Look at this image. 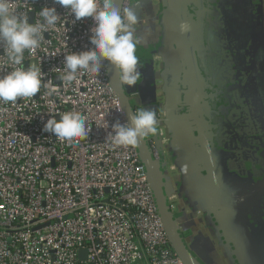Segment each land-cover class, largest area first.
Segmentation results:
<instances>
[{
    "label": "built area",
    "instance_id": "2783aa9c",
    "mask_svg": "<svg viewBox=\"0 0 264 264\" xmlns=\"http://www.w3.org/2000/svg\"><path fill=\"white\" fill-rule=\"evenodd\" d=\"M12 2L30 24L44 7H55L60 20L40 47L25 52V67L40 66L42 83H52L32 99L0 102V264H184L136 145L106 141L112 124L127 120L107 63L98 75L78 73L71 85L59 79L65 55L91 47L92 19L75 20L54 0ZM3 55L0 45V77L11 70ZM68 111L85 115L91 129L75 144L42 130L52 115Z\"/></svg>",
    "mask_w": 264,
    "mask_h": 264
},
{
    "label": "crops",
    "instance_id": "0c3cea01",
    "mask_svg": "<svg viewBox=\"0 0 264 264\" xmlns=\"http://www.w3.org/2000/svg\"><path fill=\"white\" fill-rule=\"evenodd\" d=\"M199 2L196 9L189 2L183 19L189 24L192 14L197 18L199 13L210 9L215 13L219 10L221 20L224 22V33L229 34L231 38L226 52H230V47L236 48L238 53L239 48L253 51L251 35L253 36L255 30L262 32L264 47V0H199ZM167 7V0H142L137 5L136 32L140 40L137 55L142 68L152 58L159 62H162L163 58L173 70L181 64V57L171 36L172 28L166 13ZM211 42L206 50H203L202 43L200 47L195 48L198 59L203 58L201 67H206L208 72L209 70L216 72L217 65L221 68L231 66L229 62L232 60L231 55H222L224 46H220L221 44L214 40ZM206 60H209V64ZM255 60L257 71L260 72L257 97L254 98L252 93L250 95L245 93L246 102L244 98L241 103L244 107H250L248 108L250 110L238 108L232 113L235 116L232 115L230 121L224 118L225 121L223 120L219 126L221 128L219 139L227 136L234 139L230 147L220 140L219 148L226 151L219 152V167L224 180L236 193L248 195L245 201L249 202L254 196L259 197L260 203L257 202L254 208H249V214L256 220L258 228L255 237L256 256L264 264V190L257 191L259 188L256 185L264 181V50H258ZM250 66L251 60L248 61L247 67ZM219 85L220 81L216 73H213L208 90H212L217 96ZM253 99L261 106L256 113L251 109ZM188 108L175 107L165 113L166 124L156 136L157 146L164 157L163 161L156 162L164 195L171 205L172 215L189 252L198 264H247L241 246L221 219L218 209L209 208L211 184L207 172L208 155L201 146L195 118L190 107ZM198 117L202 122L201 116ZM204 118L207 122L214 121L213 117L208 119L205 115ZM208 132L210 133V130L204 126L201 133L207 142ZM216 135L215 133L214 136ZM241 137L243 144L237 145L235 139Z\"/></svg>",
    "mask_w": 264,
    "mask_h": 264
},
{
    "label": "water",
    "instance_id": "95a60500",
    "mask_svg": "<svg viewBox=\"0 0 264 264\" xmlns=\"http://www.w3.org/2000/svg\"><path fill=\"white\" fill-rule=\"evenodd\" d=\"M140 1L142 0H131L130 7L135 12H137V5ZM113 2L114 6L121 8L123 0H113ZM167 2L166 13L172 28L173 43L181 57V64L179 65L181 68L178 66L174 67L173 70L163 58L162 62L152 58L148 60L144 68L138 64L141 77L137 80L136 85L128 87L120 84L116 70L107 64L110 83L120 101L126 119L133 112L142 108H151L155 111L158 120L157 132L154 134L156 136L159 135L160 130L166 124L165 113L175 107H190L200 133L201 146L208 155L206 158L208 160L207 172L211 184L209 208L212 210L218 209L221 219L226 223L241 246L247 264H263L256 256L257 244L255 237L258 234L256 220L249 214V208H254V205L259 201V197L254 196L249 202L245 201L248 195L236 193L224 180L219 167V152L226 150H221L219 146L223 141L230 147L234 139L231 136L223 137V139L218 137V134L221 133L219 126L224 118L226 121H230L232 113L238 108H250L244 107L241 103L244 98L246 102L245 93L249 95L252 93L253 96L257 97V82L260 72L257 71L255 59L258 50H264V47H262V32L255 30L253 36L251 35V47L254 48L253 51H249V53L252 51L250 56L249 53L239 56L238 51L233 47H230V52H226L228 50L227 44L231 38L229 34L224 33V22L221 20L222 15L219 10L214 13L210 9V11H205L202 14L199 13L200 15L198 14L197 18L193 17L195 14H192L191 23L187 24L183 19L185 10H188L189 2L195 6V9L198 8L199 0H167ZM181 24L187 26L186 31H181ZM211 35H213V39H211ZM211 40L219 42L220 46H224L223 56L231 55L232 60L229 61L231 66L221 68L217 65L215 66L216 72L213 70L208 72L206 67H201L200 64L203 62V58H200L201 61H199L195 48L200 47V43H202L203 50H206L212 44ZM209 50H211L210 52L213 51L211 48ZM249 60H251V66L247 67ZM206 62L209 64V60H206ZM213 73H216L220 81L217 96L212 93V90H208ZM253 108L254 105L251 109L253 110ZM205 115L208 119L213 117L214 123L212 121L207 122L204 118ZM198 116H201L203 123L200 122ZM204 126H207L210 130V133H207L209 142L201 133L204 131ZM227 128L230 130L228 125ZM215 133L216 136H214ZM241 140L242 137L235 139L237 145L243 144ZM136 147L149 174V183L171 245L184 264H198L189 254L190 252L184 241H182L171 207L164 195L160 175L152 159L146 137ZM256 185L259 188H257V191L264 190V181L258 182ZM255 194L253 193V195ZM80 255L82 258L85 251H81Z\"/></svg>",
    "mask_w": 264,
    "mask_h": 264
},
{
    "label": "clouds",
    "instance_id": "9594fccd",
    "mask_svg": "<svg viewBox=\"0 0 264 264\" xmlns=\"http://www.w3.org/2000/svg\"><path fill=\"white\" fill-rule=\"evenodd\" d=\"M66 8L79 21L91 18L89 43L86 51L71 52L64 57L62 77L65 85L78 79V73L99 74L105 62L114 68L122 86H134L141 77L137 55L140 40L136 25L138 16L132 7L118 8L113 0H54ZM40 20L30 24L27 12H18L12 0H0V45L11 70L0 77V102L16 103L18 98H33L40 93L45 73L41 67L29 64L25 67V52L40 47L44 33L55 27L60 16L55 7H44L39 11ZM181 31L187 26L181 24ZM56 85L53 84L52 91ZM59 115L60 119H56ZM52 115L44 124L43 131L53 134L60 142L78 143L87 138L91 129L86 116L78 111ZM158 120L151 108H142L128 116L125 122L117 120L106 138L112 148L132 147L143 138L156 134Z\"/></svg>",
    "mask_w": 264,
    "mask_h": 264
},
{
    "label": "flooded vegetation",
    "instance_id": "af4514ba",
    "mask_svg": "<svg viewBox=\"0 0 264 264\" xmlns=\"http://www.w3.org/2000/svg\"><path fill=\"white\" fill-rule=\"evenodd\" d=\"M249 51L250 50H244V49H242V48H239V53H238V55L240 56H244L245 54L247 55L248 53H249ZM146 140L148 141V144H149V146H150V153H151V156H152V159H153V161H154V163H155V165H156V162H160V161H163L164 160V157L162 156V154H161V152H160V150H159V148H158V146H157V142H156V135H149L148 137H146ZM156 168H157V165H156ZM157 172H158V169H157ZM153 191V190H152ZM154 194V193H153ZM155 197V196H154ZM167 199V198H166ZM156 200V199H155ZM168 203V205L171 207V205H170V203L169 202H167ZM171 212H172V209H171ZM163 222V221H162ZM178 227V226H177ZM178 230H179V228H178ZM179 232H180V230H179ZM180 235H181V233H180ZM181 238H182V241H184V239H183V237H182V235H181ZM184 243H185V241H184ZM185 245H186V247H187V244L185 243ZM187 249H188V247H187ZM188 251H189V249H188ZM190 254V253H189ZM191 255V254H190Z\"/></svg>",
    "mask_w": 264,
    "mask_h": 264
},
{
    "label": "rangeland",
    "instance_id": "374dc122",
    "mask_svg": "<svg viewBox=\"0 0 264 264\" xmlns=\"http://www.w3.org/2000/svg\"><path fill=\"white\" fill-rule=\"evenodd\" d=\"M263 81V79H261ZM258 93V92H257ZM256 98V96L254 97ZM250 102V101H249ZM254 108L253 110L255 111V113L257 112V110H259L261 108L260 104L258 103V101H255V99L252 100ZM260 106V107H259ZM253 117V116H252ZM254 118V117H253Z\"/></svg>",
    "mask_w": 264,
    "mask_h": 264
}]
</instances>
